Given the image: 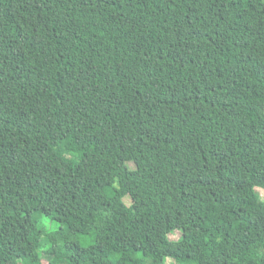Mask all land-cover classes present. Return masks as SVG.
I'll return each instance as SVG.
<instances>
[{"label":"trees","instance_id":"16d2710c","mask_svg":"<svg viewBox=\"0 0 264 264\" xmlns=\"http://www.w3.org/2000/svg\"><path fill=\"white\" fill-rule=\"evenodd\" d=\"M257 188L264 0H0V264H264Z\"/></svg>","mask_w":264,"mask_h":264},{"label":"rangeland","instance_id":"374dc122","mask_svg":"<svg viewBox=\"0 0 264 264\" xmlns=\"http://www.w3.org/2000/svg\"><path fill=\"white\" fill-rule=\"evenodd\" d=\"M128 166L130 168H134V164L132 162H128ZM257 191L260 194V197L263 198L264 197V190L261 188H257ZM123 200L125 201V203H129V197L127 195L124 196ZM179 236V232L177 230H172L169 234L168 237L171 239H176ZM168 264H174V262L171 259H168Z\"/></svg>","mask_w":264,"mask_h":264}]
</instances>
